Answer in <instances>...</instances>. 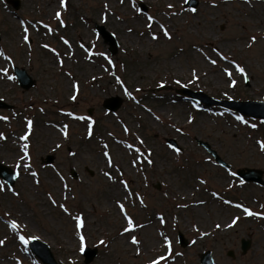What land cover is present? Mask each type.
Returning a JSON list of instances; mask_svg holds the SVG:
<instances>
[{
	"label": "rangeland",
	"instance_id": "374dc122",
	"mask_svg": "<svg viewBox=\"0 0 264 264\" xmlns=\"http://www.w3.org/2000/svg\"><path fill=\"white\" fill-rule=\"evenodd\" d=\"M18 1L0 0V163L16 171L13 186L0 177V264H44L31 238L58 264H200L205 250L264 264V185L235 174L264 180V120L177 92L264 102V0ZM14 67L35 84L22 89Z\"/></svg>",
	"mask_w": 264,
	"mask_h": 264
},
{
	"label": "water",
	"instance_id": "95a60500",
	"mask_svg": "<svg viewBox=\"0 0 264 264\" xmlns=\"http://www.w3.org/2000/svg\"><path fill=\"white\" fill-rule=\"evenodd\" d=\"M8 4H10L12 7L17 9L19 7V1L18 0H6ZM195 0H187L188 5H195ZM145 7V6H144ZM146 9V8H145ZM97 30L101 33L104 41H107L111 47L115 45V39L111 32L106 31L102 26H98ZM14 75L17 79V82L19 86L27 90L31 86L35 84V80L31 78V76L24 70L19 69L17 67H14ZM178 93L186 92L187 99H193L198 102H204L207 105H220L224 106L226 109H230L233 111H236L244 116L249 117H257L259 119L264 120V102L263 101H256V100H244V101H232V100H218L214 99L212 97H208L198 91H190L188 89L180 88L177 90ZM121 104V100L118 99V97H109L106 98L103 102V106L110 111H116ZM255 107V109H254ZM0 108H11V105L5 104L0 100ZM89 114L91 113V110L88 111ZM166 142L174 147H176V143L174 142V139L167 138ZM198 144L203 146L215 159L216 162H218L220 165H222L225 168H229V165L224 162L220 158V156L216 153L215 150H213L209 144L203 140H197ZM42 162L45 164H50L53 161L52 155H47L44 159H41ZM236 176L240 178L244 182H254L261 186L264 185V180L262 178L263 170L259 168H239L235 172ZM71 175L75 178L76 173L74 171H71ZM0 177L7 183L8 186H13L16 178V171L11 169L10 167L0 163ZM158 188V187H157ZM178 241L181 246L186 245V241L184 240V237L181 233L178 234ZM28 246L30 247L32 253L39 257L44 264H58L52 252L50 251L48 245L42 241H38L34 238H31V240L28 242ZM249 246V241L245 239H241V248L242 251L245 252ZM84 250L82 251V254L84 256V262L88 263L90 262L95 254L96 249L90 248V247H84ZM228 254L231 256L232 251H229ZM199 263L200 264H215L212 254L210 250H205L203 252L199 253Z\"/></svg>",
	"mask_w": 264,
	"mask_h": 264
},
{
	"label": "snow or ice",
	"instance_id": "6c2138e0",
	"mask_svg": "<svg viewBox=\"0 0 264 264\" xmlns=\"http://www.w3.org/2000/svg\"><path fill=\"white\" fill-rule=\"evenodd\" d=\"M185 2H187V0H185ZM63 5H64V0H61V6H63ZM169 7H171V6H169ZM192 11L195 12L196 9H192ZM60 16H61V13H60V12H57V13H56V17L59 19ZM150 19H151V18H150ZM25 31H27V30H25ZM165 35H168V33L165 32ZM153 38L155 39L156 37L153 36ZM24 39L27 41V40H28V36L25 35ZM252 39L255 40V37H253ZM46 47H47V46H46ZM213 63H215V61H213ZM237 71L243 73L245 70H244L242 67L237 66ZM194 78H195V74H194ZM9 79H14V77H9ZM233 83H235V81H233ZM73 99H75V97H73ZM238 119H239V118H238ZM27 124H28V128L31 129V127H32V121L29 120V121L27 122ZM253 127H255V125H253ZM89 135H91V125H89ZM0 138H2V137H0ZM21 139H23V140H27V139H28V136L25 135V136L21 137ZM27 147H28V145L25 144V145H24V148H25V156L28 155ZM262 147H264V145H262ZM107 155H108V153L106 152V153H105V156H107ZM149 163H151V161H149ZM25 167H27V166H25ZM33 175L35 176L36 174L33 173ZM2 188H3V185H0V190H2ZM120 207H121V211H123V210H124L123 205H120ZM245 212H246V214L249 215V216L254 215V213L248 211L247 209L245 210ZM78 219H79V218H78ZM128 223H129V226H128L127 228L124 229L125 232H128V231L132 228V221L129 220ZM235 223H236V221L233 220V224H235ZM81 225H82V222H79V223L77 224V227L79 228V227H81ZM11 227H12L13 229H15L16 227H18V225L16 224L15 221H12V222H11ZM217 227H219V225H217ZM21 239L24 240L23 237H21ZM81 240L83 241V237H81ZM24 242L27 243L26 240H25ZM132 242H133V243H137V240H136L135 237H133ZM3 243H4L3 241H0V244H3ZM101 243H104V241H101ZM83 250H84L83 247H81V251H83ZM164 259H165V257H160V258H159V260H164ZM159 260H157V261H153L152 264H159Z\"/></svg>",
	"mask_w": 264,
	"mask_h": 264
},
{
	"label": "bare ground",
	"instance_id": "6f19581e",
	"mask_svg": "<svg viewBox=\"0 0 264 264\" xmlns=\"http://www.w3.org/2000/svg\"><path fill=\"white\" fill-rule=\"evenodd\" d=\"M254 109H255V107H254Z\"/></svg>",
	"mask_w": 264,
	"mask_h": 264
}]
</instances>
